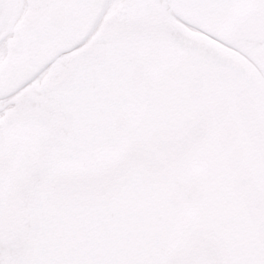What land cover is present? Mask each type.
<instances>
[{"label": "flooded vegetation", "instance_id": "flooded-vegetation-1", "mask_svg": "<svg viewBox=\"0 0 264 264\" xmlns=\"http://www.w3.org/2000/svg\"><path fill=\"white\" fill-rule=\"evenodd\" d=\"M62 3L0 0V195L6 232V240L0 245L2 258L11 261L13 251L23 245L21 235L28 230L29 222L28 199L39 178L40 159L47 146L57 142L58 134L69 132L58 87L73 55L93 44L116 48L117 33L156 29L158 37L169 46L131 58L143 71L140 78L146 100L141 108L119 119L127 130L125 149L112 157L66 166L51 175V184L112 188V179L121 170L143 158L190 200L186 187L170 176L169 160L164 154H177V162L183 167L185 146L193 141L204 143L202 164L185 168L199 195V214L182 220L181 233L165 244L161 263L245 264L238 249L255 253L252 249L264 244V227L259 233L247 225L253 204L230 208L237 200L229 197L226 184L245 167L244 152L251 154L256 166L264 163V152L260 151L264 146V118H253L259 100L253 90L241 99L220 92L207 93L197 68L215 65L216 71L224 70L213 60L223 51L213 39L221 38L224 24L233 23L240 10L250 6L142 0L128 10L134 0H106L96 19L101 26L96 32L89 27L78 47L80 35L64 42L65 27L53 16ZM255 5L264 9V0H255ZM74 29L79 32L78 25ZM220 42L233 43L229 39ZM256 61L264 69L263 61ZM247 83L251 85V81ZM166 87L173 92L169 104L162 106L159 94ZM33 109L47 113L45 129L31 130L19 124L18 118ZM219 113L247 125L254 139L221 123L215 116ZM254 141L260 149L253 146ZM259 177L263 179V175ZM227 202L231 206H226Z\"/></svg>", "mask_w": 264, "mask_h": 264}, {"label": "water", "instance_id": "water-1", "mask_svg": "<svg viewBox=\"0 0 264 264\" xmlns=\"http://www.w3.org/2000/svg\"><path fill=\"white\" fill-rule=\"evenodd\" d=\"M104 1L66 0L61 15L69 23L79 20L82 29L86 26L80 20L84 7L88 6L93 19ZM196 1L245 4L251 0ZM72 33L69 30L68 36ZM153 48L151 33H129L118 50L93 45L72 58L60 87L70 133L59 134L58 142L48 146L39 163L40 179L29 198L30 229L17 264H159L161 248L178 234L181 219L197 216L199 197L173 168L170 173L187 186L191 201L159 170H150L142 162L120 173L113 191L50 185L53 171L112 156L124 148L126 130L117 118L140 107L146 97L141 70L129 59ZM44 116L32 110L18 120L36 129ZM4 239L0 210V240Z\"/></svg>", "mask_w": 264, "mask_h": 264}, {"label": "rangeland", "instance_id": "rangeland-1", "mask_svg": "<svg viewBox=\"0 0 264 264\" xmlns=\"http://www.w3.org/2000/svg\"><path fill=\"white\" fill-rule=\"evenodd\" d=\"M255 19V20H264V10L262 9H255L253 8L252 10H247V11H242L240 13V16L237 18L236 23L229 25L226 24L225 26H229L227 31L224 32L223 37L227 38V39H231L234 43L237 41H240V33L243 32L244 30L246 31V33L248 34H252L253 36L257 37L255 41V43H260V45L262 46V41L259 40V38L264 36V32H259V33H254L252 31V29H249V25H245L244 27H240V23L243 20L246 19ZM220 40V39H219ZM259 45V46H260ZM233 46V45H232ZM243 46V45H242ZM257 47L255 46L254 48L251 47L245 51V53L249 56L250 59H254V58H262L264 59V46L262 47ZM243 47H247V46H243ZM235 48V47H234ZM244 53V52H243ZM244 53V54H245ZM213 58H217L218 61L217 64L219 63H223L224 66L229 69V71L224 72L225 75L229 76L231 74V71L234 68H239L241 67L238 71L239 75L241 76H235V81L236 83H238L237 79H240L244 73H247L246 77L244 79H246V85L244 86V89L241 91V97L243 96V94L247 92H249L251 89H256V92H258L260 89H262V84L264 81V73L260 70V67L258 66L260 71H257L254 73V71L252 70V68L249 66H247L245 63H243L242 61H237L236 58L234 57H229V55L225 54L224 52H222V54L217 55ZM252 59V61H254ZM214 60V59H213ZM215 62V61H214ZM229 64H232L233 67H231ZM215 65L211 66V67H198V72H200L202 80L204 82V88L206 90L207 93H211V92H216V89L221 88V93L223 95H226L228 93L231 94V96L236 97V88H224L222 84V82H218V77L216 76V70H215ZM256 77L255 81H251V85H249L247 83V79L249 77ZM209 77V78H207ZM216 78V80H215ZM262 82V84H260ZM240 83V80H239ZM209 88V90H208ZM173 92L172 88L166 87V88H162L159 96L162 102V106L163 105H168L169 103V95ZM261 93H259L260 95ZM259 99V103L255 104V108L253 110V118H255L256 116H259L261 118H264V96H258L256 95ZM247 158V159H245ZM244 159L246 161V165L245 167L237 174L234 175V177H230V180L227 181L226 186L229 188V197H235L237 202H232L233 206L230 205V203H226V206H231V209H235L238 208L239 205L245 204L247 202H249L250 204H253V213H255L256 210V206L254 204V198L257 194V192H259V190L257 189V187H259L261 185V182L263 181V179L259 177V175H263L264 178V163L260 162L258 164V166L255 165L253 158L251 156V154L249 152H244ZM262 172V173H261ZM256 188V190H255ZM262 194H264V191H262ZM226 206L224 207L225 209ZM233 215L231 217V219H233ZM254 222H257L256 224H253L252 221H250V219L248 220L247 225L250 227H255V229H257L256 231H258L259 233H262L263 227H264V216L261 217V219L259 221H257V219L253 218L252 219ZM26 234H22L21 235V240L24 241ZM20 246L17 247L13 253L14 256L12 258V260L10 261L9 258L5 259L4 262L5 264H16L17 258L19 256V251H20ZM259 249V250H258ZM258 249L253 248V252L250 254V250H241L240 248L238 249V252L241 251L242 253V258L243 261H245V264H260L261 262H264V244L263 246H260ZM258 252H261L260 254H258Z\"/></svg>", "mask_w": 264, "mask_h": 264}, {"label": "bare ground", "instance_id": "bare-ground-1", "mask_svg": "<svg viewBox=\"0 0 264 264\" xmlns=\"http://www.w3.org/2000/svg\"><path fill=\"white\" fill-rule=\"evenodd\" d=\"M245 25H249V29L254 32V33H259V32H264V20H255V19H246V20H243L241 23H240V27H244ZM225 31H227V28L225 29ZM240 43L241 41H243L244 39L245 40H252V39H257V37L253 36L252 34H248L246 33V31L244 30L243 32L240 33ZM260 41H262V46H264V36L259 38ZM227 52V51H226ZM230 54L232 56H234V58L237 59V61H242L243 63L247 64L248 65V61L245 60V58L242 56V54H240L239 52H230ZM231 67H233L232 64H229ZM249 66V65H248ZM241 67L239 68H234L232 70V74L233 75H230V76H226V75H222L221 73L217 75L218 77V80L221 81V82H225V81H230V82H233L234 83V74L236 71H238ZM240 74V73H238ZM235 91H236V96H239L240 94V86L238 84H235ZM260 188V191L257 192L255 198H254V202H255V205H257L261 210H260V213L262 214L264 212V194H262V189H264V181L262 182V185L259 186ZM252 218H256L255 215H253Z\"/></svg>", "mask_w": 264, "mask_h": 264}, {"label": "snow or ice", "instance_id": "snow-or-ice-1", "mask_svg": "<svg viewBox=\"0 0 264 264\" xmlns=\"http://www.w3.org/2000/svg\"><path fill=\"white\" fill-rule=\"evenodd\" d=\"M6 2H7V0H6Z\"/></svg>", "mask_w": 264, "mask_h": 264}]
</instances>
